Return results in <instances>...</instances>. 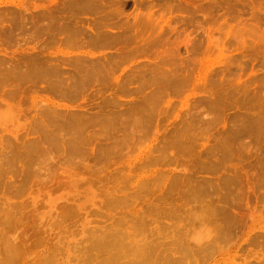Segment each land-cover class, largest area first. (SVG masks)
I'll list each match as a JSON object with an SVG mask.
<instances>
[{
  "label": "rangeland",
  "instance_id": "obj_1",
  "mask_svg": "<svg viewBox=\"0 0 264 264\" xmlns=\"http://www.w3.org/2000/svg\"><path fill=\"white\" fill-rule=\"evenodd\" d=\"M79 1L0 0V264H264V0Z\"/></svg>",
  "mask_w": 264,
  "mask_h": 264
},
{
  "label": "bare ground",
  "instance_id": "obj_2",
  "mask_svg": "<svg viewBox=\"0 0 264 264\" xmlns=\"http://www.w3.org/2000/svg\"><path fill=\"white\" fill-rule=\"evenodd\" d=\"M79 3H80V5L82 6V7H86V8H90V9H92L93 7H96L95 5H94V0H82V2H81V0L79 1ZM101 38L99 37V40H100ZM186 47H187V45H186ZM41 74H43V73H41ZM44 75V74H43ZM40 77V76H39ZM43 77V76H42ZM79 85H82V86H84L85 85V80H81L79 83H78ZM63 94V93H62ZM72 94V93H71ZM69 96H71V95H69ZM75 119V118H74ZM86 122V121H85ZM43 128V127H42ZM98 244H99V241L97 242ZM106 243V242H105ZM101 247H106V246H104L103 244H99ZM107 245V244H106ZM108 246H109V244H108ZM137 251L139 252V250L137 249ZM140 252H141V250H140ZM142 254V253H141ZM115 261H117L116 259H115ZM103 264V263H102ZM107 264V263H106Z\"/></svg>",
  "mask_w": 264,
  "mask_h": 264
}]
</instances>
